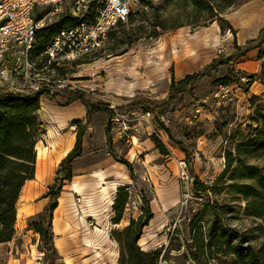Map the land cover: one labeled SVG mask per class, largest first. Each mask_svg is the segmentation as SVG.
Returning <instances> with one entry per match:
<instances>
[{"label": "rangeland", "instance_id": "rangeland-1", "mask_svg": "<svg viewBox=\"0 0 264 264\" xmlns=\"http://www.w3.org/2000/svg\"><path fill=\"white\" fill-rule=\"evenodd\" d=\"M208 2L215 8L231 6L213 18L208 6L196 7L194 0L135 1L131 19L112 29L99 49L79 61L80 66L64 61L67 79L73 82L57 87L53 95L65 98L82 91L104 109L93 107L88 120L87 108L76 100L84 108L82 116L66 120L62 127L40 101L46 130L38 145L48 147V156L37 160L41 178L28 180L22 188L16 234L10 243L0 244V264H66V257L74 264H121L126 236L118 232L150 214L147 202L153 218L143 228L141 238L147 242L138 244L159 255L158 264H233L235 256L225 252L227 246L210 248L212 241L232 239L235 248L242 242L256 249L264 240L260 229L264 221L249 214L243 194L229 189L228 175L216 193L196 191V180L212 184L225 170L229 154L236 155L235 145L254 138L264 126V45L236 57V46L256 38L264 26L263 22L253 29L255 16L264 13V0ZM37 9V16H43L49 6ZM245 12L250 16L244 21ZM55 22L46 32L51 37L62 18ZM230 56L233 63L212 70L191 94L177 95L160 115L139 105L154 107L167 101L173 80L202 72L214 60ZM226 77L231 78L229 86L222 84ZM45 100L66 107L50 97ZM78 120L86 125V133L83 153L72 164V181L92 184L96 172L108 181L119 178L122 186L111 192L112 197L116 202L124 188L129 202L122 220L116 222L114 205L106 207L89 186L84 194L73 192L72 181L66 180L59 227L54 225L53 212L52 247L34 225L46 226L50 217L51 197L46 194L60 164L53 160L52 146L77 139ZM249 163L264 167V157ZM57 238L63 248L56 246ZM87 239L99 240L102 249H88Z\"/></svg>", "mask_w": 264, "mask_h": 264}, {"label": "trees", "instance_id": "trees-1", "mask_svg": "<svg viewBox=\"0 0 264 264\" xmlns=\"http://www.w3.org/2000/svg\"><path fill=\"white\" fill-rule=\"evenodd\" d=\"M196 7L208 6L213 18L221 15L231 6H222L215 8L208 0H194ZM132 16V14H131ZM130 16V17H131ZM131 19V18H129ZM214 20V19H213ZM220 20H225L220 18ZM65 21L62 22V25ZM124 23H121L122 25ZM227 24L233 33L235 28L227 21ZM119 25V26H120ZM47 30L42 32L45 40L51 37V33L47 34ZM264 45V26L261 28L256 38L249 39L244 46H236V57H242L253 49H262ZM234 56L227 58H218L214 60L206 70L194 74H190L185 78L176 81L173 80L170 97L167 101L148 107L145 103H140L145 110H152L157 116L164 112L169 105L175 100V97L181 93L191 94L195 84L204 77L210 75L220 65H225ZM264 57V52L261 53ZM82 63V62H80ZM233 73L235 69H232ZM64 74V72L62 71ZM222 84L229 86L232 84L231 78H223ZM48 97L56 99L61 104L68 106L76 100H80L87 108V119H90L92 108L104 109L101 104H94L88 100L82 91L71 92L67 97L61 98L58 95L48 94ZM40 98L39 96H9L0 98V244L11 241L16 234V224L18 220V201L23 186L28 180L34 179L37 164V145L45 132V124L40 117ZM264 121V116H261ZM77 121L79 130L74 148L60 162L57 176L46 197H51L47 210L50 213L48 225L42 226L41 223L34 225V229L40 232L43 238L54 247V233L52 231L53 212L59 206L58 199L65 186V181H72L74 177L73 161L80 157L83 153V143L86 125ZM88 124V123H87ZM163 153L168 154L167 150ZM235 156L230 153L227 160L225 170L216 178L212 184H205L201 180H196L195 186L197 193L208 195L216 193L220 188L218 185L224 182L228 175L230 180L228 186L230 190H235L239 194H243L248 206L249 214L260 218L264 221V167L257 164L249 163V159H261L264 157V126L257 132L254 138L248 141H242L235 145ZM191 163V162H190ZM247 180L245 184L241 180ZM202 186L203 192L198 188ZM121 195L118 196L114 204L116 211V222H120L123 218L126 205L129 200V193L121 188ZM147 208L148 216L141 218L139 221L132 220L131 223L118 232L119 235H125L126 239L122 240L123 260L121 264H158L159 255L155 256L154 252L141 249L138 242L143 234V228L149 224L153 218L149 203ZM144 219V221H143ZM231 230V228H228ZM264 231V225L260 226ZM227 246L225 252L229 255L234 254L235 261L233 264H264V240L254 249L251 245L243 246L241 242L240 248L233 246V240L228 239L224 243L212 241L210 248L218 247L223 249Z\"/></svg>", "mask_w": 264, "mask_h": 264}, {"label": "built area", "instance_id": "built-area-1", "mask_svg": "<svg viewBox=\"0 0 264 264\" xmlns=\"http://www.w3.org/2000/svg\"><path fill=\"white\" fill-rule=\"evenodd\" d=\"M135 1L140 0H0V98L41 101L72 83L64 61L80 66L112 29L129 20ZM45 6L49 10L37 16ZM60 18L65 24L45 40L42 32Z\"/></svg>", "mask_w": 264, "mask_h": 264}, {"label": "bare ground", "instance_id": "bare-ground-1", "mask_svg": "<svg viewBox=\"0 0 264 264\" xmlns=\"http://www.w3.org/2000/svg\"><path fill=\"white\" fill-rule=\"evenodd\" d=\"M249 16H250L249 13L245 12L242 14V19L245 21V20L249 19ZM263 22H264V13H262V14L260 13V14L256 15L253 29L254 30L259 29V27L263 24ZM160 58H163V55H161ZM41 104H42V107L44 110H50L52 113L55 114V116H54L55 119H57L62 124V127H66V123H65L66 120H73V119H77V118L79 119L84 112V108L81 106L79 101H75L66 107L51 105L45 99H43L41 101ZM134 140H135L136 144L139 143L137 137H135ZM75 141H76V138H73L67 144L59 145V146H57L55 144V146H52L53 150H54L53 160L57 163L61 162L63 160V158H65L69 154V152L74 148ZM36 149H37V153H38V161L42 162V160L46 159V157L48 156V147L37 145ZM92 176L94 178V181L92 184L81 183L78 180H74L71 183L70 190H72L75 193L84 194L86 189L89 186L90 188H92V193L98 194L99 201L104 203L106 207L114 205L115 197H112L111 192L113 190L119 189V187L122 186L121 182L119 181V178L115 179L114 181H108L107 180L108 177L105 176L101 172H96ZM37 177L41 178V173L38 171H37ZM124 177L125 176H123V178ZM63 203H64V200L62 197H60L59 198V206L56 208V217H55V221H54L55 222L54 225L57 224V227H59V225H60L59 224V215H60ZM91 211L93 213L96 212L95 209H91ZM107 211H108V209H107ZM107 211H105V212H107ZM107 217H108V215H105V218H107ZM101 218H99V219H101ZM100 232L101 231H99V234H100ZM55 241H56L57 247L63 248V243H62L61 238H57ZM145 241H146L145 238H141L139 244L143 245L141 243L142 242L145 243ZM87 247H88V249L95 248V249L100 250V249H102V244L99 242V240L96 242L95 240L87 239ZM65 262H66V264H74L70 257H66Z\"/></svg>", "mask_w": 264, "mask_h": 264}, {"label": "crops", "instance_id": "crops-1", "mask_svg": "<svg viewBox=\"0 0 264 264\" xmlns=\"http://www.w3.org/2000/svg\"><path fill=\"white\" fill-rule=\"evenodd\" d=\"M37 160H38V156H37ZM37 171H38V169H37V164H36V174H35V177H37ZM11 242V241H10ZM9 242V243H10ZM2 244V243H1Z\"/></svg>", "mask_w": 264, "mask_h": 264}]
</instances>
